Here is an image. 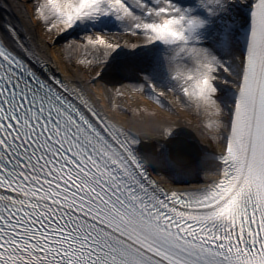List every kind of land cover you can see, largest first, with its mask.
I'll return each mask as SVG.
<instances>
[{"label": "snow or ice", "instance_id": "snow-or-ice-1", "mask_svg": "<svg viewBox=\"0 0 264 264\" xmlns=\"http://www.w3.org/2000/svg\"><path fill=\"white\" fill-rule=\"evenodd\" d=\"M37 25L177 120L110 116ZM0 264H264V0H0Z\"/></svg>", "mask_w": 264, "mask_h": 264}, {"label": "bare ground", "instance_id": "bare-ground-1", "mask_svg": "<svg viewBox=\"0 0 264 264\" xmlns=\"http://www.w3.org/2000/svg\"><path fill=\"white\" fill-rule=\"evenodd\" d=\"M33 24H36L35 21H33ZM35 33L38 40H45L48 44L52 45L51 47H48L46 49L47 55L50 57L52 61V66L54 70H56L59 74L67 75L70 77H73L77 80H80L83 84L86 90L90 91L93 94L94 100L97 103L98 107L101 108L103 111L107 109V107L98 99L97 95L93 91V89L89 86L88 81L95 76L96 71L98 68L95 64L93 65H87V64H81L79 63V60L84 58V54L79 51H70L67 47V42L64 43L62 47H58L57 45L53 44L52 40H49L45 34L44 31L37 25L35 27ZM70 57L75 59V62L77 63V66H74L70 62ZM136 92V93H135ZM141 95L134 91V97ZM135 97V98H136ZM133 98V96H132ZM134 99V98H133ZM147 99L145 98L144 101ZM130 98V104L131 103ZM122 101H118L116 105H120ZM179 114H181V118L187 117L188 113H191L194 116H198V114L194 110H186V109H178ZM111 116V115H110ZM117 120L128 122L129 125H135L138 129L141 130V133L143 134L144 131L147 130L146 125L149 121H154L157 118H153L151 116H147V118H139L135 116H122L117 115V113L114 111V116ZM180 124H182L186 129L193 132V134L197 135L200 139L203 140L204 143L208 144L210 147L212 146V141L209 139L207 135L203 133L202 128H197L193 125H190L185 121L184 119H181L179 121ZM160 178H163V176H159ZM165 180V179H164ZM166 182V180H165Z\"/></svg>", "mask_w": 264, "mask_h": 264}, {"label": "rangeland", "instance_id": "rangeland-1", "mask_svg": "<svg viewBox=\"0 0 264 264\" xmlns=\"http://www.w3.org/2000/svg\"><path fill=\"white\" fill-rule=\"evenodd\" d=\"M29 11H31V8H29ZM42 30L43 28L39 26ZM54 39H52L53 44ZM73 39L72 37H69V40ZM67 41L61 40L59 44H55L58 47H62L64 43ZM70 62L74 66H77V63L75 62V59L70 57ZM104 82H100L99 85L93 86L90 83L89 86L93 89L95 94L97 95L98 99L107 107L106 110H104L106 113H108L111 116H114V111L117 113V115H122L126 117L135 116L139 117L141 119L147 118V116H151L153 118H161V117H168L172 121H176L177 117L174 115H171L170 113L165 112L163 109L159 107V105L155 104L153 101L147 99L143 93L138 92L140 96L134 97V91L129 89H123L124 95L118 96L116 95L115 88H112V86H108L107 88L103 87ZM136 93V92H135ZM133 96V98H132ZM130 98L131 103L130 104ZM145 98L147 99L146 101ZM118 101H122L120 105H116ZM144 109H148V111H144ZM155 112L156 116H152L150 113ZM181 119H184L187 121L188 124L193 125L197 128L201 127V121L202 118L198 116H194L191 113H188L187 117L181 118V114L179 115V121ZM164 179V178H163Z\"/></svg>", "mask_w": 264, "mask_h": 264}]
</instances>
